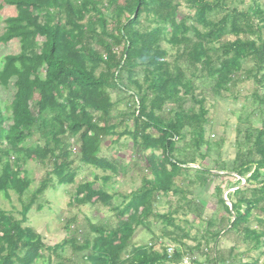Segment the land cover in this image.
I'll use <instances>...</instances> for the list:
<instances>
[{
    "label": "trees",
    "instance_id": "1",
    "mask_svg": "<svg viewBox=\"0 0 264 264\" xmlns=\"http://www.w3.org/2000/svg\"><path fill=\"white\" fill-rule=\"evenodd\" d=\"M104 1L5 0L17 15L5 20L0 44L17 39L20 50L5 56L0 69V86L13 89L6 107L7 126L0 109V194L12 192L18 199L23 197L32 183L29 172L22 169L28 161L50 164L51 171L22 207L19 220L0 209V264H51L50 256H55V264H68L59 255L67 245L77 253L85 251L83 264H178L182 254L192 248L184 246V250L169 255L164 246L155 249L157 241L133 242L138 227L147 228L150 206L157 197L179 194L184 203L186 192L178 183L187 177L192 169L188 164L194 158H182L183 148L177 144L188 143L197 154L202 147L209 150L210 143L204 138L208 124L205 97L195 94L196 82L209 80L211 93L220 97L230 85L252 80L256 85L254 102L264 108L262 0H240L242 9L231 7L226 0H183L188 13L180 20L177 0H121L122 7H117L120 0ZM111 9L115 14L110 27L105 12ZM141 19L149 24L144 25ZM228 36L233 40H226ZM163 43L175 51L171 61ZM246 61L252 66L244 68ZM39 71L43 77L38 76ZM112 92L124 97L125 110H115L120 119L117 122H112V112L121 100L113 101ZM30 93L36 98H30ZM249 124L244 142L235 144V157L227 173L237 180L226 201L232 210L243 206L242 213L234 216L222 199L221 188L215 191L228 215L224 230L240 233L248 250H258L264 246V233L250 230L248 223L254 216L260 226L264 225L258 214L264 215V180H260L264 119L259 128ZM119 125H124L121 132L116 131ZM35 135L40 144L28 145ZM109 136H116V140L127 136L134 148L150 151L141 187L113 204V195L103 189L110 175L102 177L100 188H94L97 177L84 180L72 194L74 204H101L114 213L117 224H89L92 239L86 236L78 243L71 237L46 246L38 232L24 226L35 199L48 189L74 183L77 168H72L71 156L76 152L82 166L119 175L121 164L99 155L102 139ZM195 173L203 184L204 176H219L205 168H196ZM243 178L257 185L241 187ZM145 207L147 211L142 212ZM159 218L173 231L181 230L170 215ZM172 234L167 233L169 237ZM205 234L201 236L205 245L213 241L212 258L205 264H226L216 245L220 231Z\"/></svg>",
    "mask_w": 264,
    "mask_h": 264
},
{
    "label": "rangeland",
    "instance_id": "2",
    "mask_svg": "<svg viewBox=\"0 0 264 264\" xmlns=\"http://www.w3.org/2000/svg\"><path fill=\"white\" fill-rule=\"evenodd\" d=\"M243 1L247 3L249 0ZM104 2L106 3L107 0ZM177 2L180 3L178 8V20H180L188 11L183 0H177ZM225 3L238 9L244 8L240 0H226ZM261 4H264L263 0ZM117 7H122L121 0L118 1ZM114 14L115 10L113 9L105 12L110 27L112 26L111 17ZM16 15L17 11L14 7L8 5L5 0H0V35L4 32L5 20ZM141 21L144 25L149 24L144 19H141ZM187 23L189 24V21ZM151 26L153 27L154 24L151 23ZM226 40H233V37L228 36ZM36 41L41 42V38H37ZM162 46L168 52V59L171 61L174 58L175 51L168 44L163 43ZM95 48L99 49L97 46ZM19 50L20 44L17 39L11 40L7 44H0V69L3 58L7 55L18 54ZM244 64V68L252 66L250 61H246ZM38 76L43 77V72L39 71ZM208 81H197L196 87L198 88L195 94L199 97H205L208 124L205 128L204 138L210 143L209 150L206 151L205 147H202L201 153L197 154V149L188 143L177 144L178 147L183 148L182 158H185V156L189 159L194 158V162L188 164L192 169L188 171L187 177H183L178 183V185L181 184L182 190L186 192L183 195L185 204L180 199L181 195L179 194L157 197L150 206L151 214L147 218L149 223L147 228L145 226L138 227L133 244H150L154 240L157 241L155 249L164 246L167 250H170L169 254L174 250L182 251L184 250L182 247L185 246L192 248V251L187 252V254L183 253L178 264H205L207 258H212L213 241L211 240L208 245H205L201 236L206 235V231L210 234L220 231L216 245L217 250L226 258V264H239V261L264 264V246L258 250H248V244L243 242L240 233L224 230L228 215L218 203L219 197L215 191L216 187L221 188L222 199L226 201V194L236 189L234 184L237 179L227 175L231 170V164L235 157V144L237 141L240 144L244 142L243 136L248 123L253 128L261 126V121L264 119V108L254 102L252 93L256 89V85L252 80H242L230 85L228 91L221 92L220 97L213 96ZM35 95L33 93L29 94L30 98L33 99L36 98ZM12 96L13 89L11 86L8 88L0 86V109L3 118L6 120L4 126L10 123L9 112L6 111V107L9 106ZM111 96L113 101L121 100L112 112V122H117L120 119L115 110H125L124 97L116 92H112ZM258 96H261L260 91ZM186 106H189V103ZM127 123L130 126L131 123ZM123 127L124 125H119L116 131L121 132ZM39 141L37 135H35L27 144H40ZM2 147L3 145L0 146V148ZM149 154L150 151L134 148L131 139L127 136H123L118 140H116V136L103 138L99 155L107 160H117L122 169L119 175H112L110 172L104 173L90 166H82L79 162V154L77 152L72 154V168H77L74 183L57 187L54 190L48 189L38 196L26 215L24 226L31 227L38 232L43 243L50 247L61 243L63 240H70L71 237H75L78 243L86 236L92 239L94 234L90 232L89 224L115 226L117 220L114 213L107 207L101 204L76 206L72 201V194L75 188L84 180L91 181L94 177H97L98 180L95 179L94 188H100L104 185L102 177L110 175L111 179L105 183L103 189L108 194L113 195L114 199L111 203L117 204L124 196L141 187L142 179L147 174L145 158ZM155 155L157 159L161 157L159 153H155ZM201 155H205V157L203 158ZM11 158H14V155H11ZM160 160L163 161L162 158ZM196 168L209 169L212 173L219 174V176L206 175L204 176L206 181L203 184L197 173H195ZM22 169L27 170L32 179V183L23 197L18 199V196L12 192L8 195L0 194V209L18 220L22 217V207L28 203L30 195L38 187L40 181L47 176L46 174L50 173L51 166L50 164L42 165L35 161H28ZM50 178L54 179V182H52L55 184V178L53 176H50ZM244 180L245 178L242 179L241 187L246 184L251 188L257 185L252 182L247 183ZM260 180H264V170L261 171ZM227 204L234 216L242 213L243 206H236L232 210L230 203L227 202ZM147 209V207L143 208L142 212H146ZM258 214L259 218L264 219V215ZM164 215H170L173 223L179 226L181 230L173 231V227L165 225L159 218ZM249 219L248 226L250 230L264 233V225L260 226L254 216ZM168 232H173V234L169 237ZM184 234L187 236H184ZM262 241L264 242V237ZM198 243L201 244L199 248L196 247ZM84 253L85 251L77 253L70 245H67L59 255L68 264H83L81 256ZM50 262L51 264L56 263L55 256H50ZM37 264H41L40 261Z\"/></svg>",
    "mask_w": 264,
    "mask_h": 264
},
{
    "label": "built area",
    "instance_id": "3",
    "mask_svg": "<svg viewBox=\"0 0 264 264\" xmlns=\"http://www.w3.org/2000/svg\"><path fill=\"white\" fill-rule=\"evenodd\" d=\"M168 251V254L170 253V250H167ZM173 252H171V254H172ZM171 254H169V255H171Z\"/></svg>",
    "mask_w": 264,
    "mask_h": 264
}]
</instances>
